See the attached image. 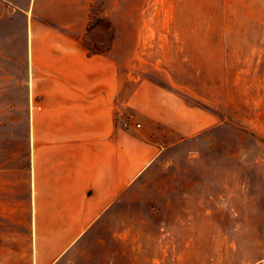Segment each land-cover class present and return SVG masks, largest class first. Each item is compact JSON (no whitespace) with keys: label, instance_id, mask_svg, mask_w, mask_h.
<instances>
[{"label":"rangeland","instance_id":"rangeland-1","mask_svg":"<svg viewBox=\"0 0 264 264\" xmlns=\"http://www.w3.org/2000/svg\"><path fill=\"white\" fill-rule=\"evenodd\" d=\"M63 2L0 0V50H10V11L49 20ZM77 2L89 51L111 50L129 76L213 118L168 144L123 213L141 238L138 264H264V0ZM10 103L0 93V142L10 124L21 136L23 102L14 122Z\"/></svg>","mask_w":264,"mask_h":264},{"label":"crops","instance_id":"crops-1","mask_svg":"<svg viewBox=\"0 0 264 264\" xmlns=\"http://www.w3.org/2000/svg\"><path fill=\"white\" fill-rule=\"evenodd\" d=\"M65 5L49 20L10 11L0 50V93L24 120L0 142V264H138L123 213L168 144L213 118L129 76L111 50L89 51L77 0Z\"/></svg>","mask_w":264,"mask_h":264},{"label":"built area","instance_id":"built-area-1","mask_svg":"<svg viewBox=\"0 0 264 264\" xmlns=\"http://www.w3.org/2000/svg\"><path fill=\"white\" fill-rule=\"evenodd\" d=\"M129 124H130L129 119L125 120V121L122 123V125L125 126V127H128ZM136 126H139V124H136Z\"/></svg>","mask_w":264,"mask_h":264}]
</instances>
